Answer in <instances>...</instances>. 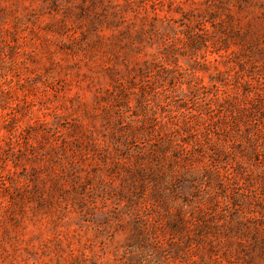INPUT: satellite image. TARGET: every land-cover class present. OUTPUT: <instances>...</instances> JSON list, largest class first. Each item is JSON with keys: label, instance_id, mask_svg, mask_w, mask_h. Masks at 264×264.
<instances>
[{"label": "rangeland", "instance_id": "1", "mask_svg": "<svg viewBox=\"0 0 264 264\" xmlns=\"http://www.w3.org/2000/svg\"><path fill=\"white\" fill-rule=\"evenodd\" d=\"M0 264H264V0H0Z\"/></svg>", "mask_w": 264, "mask_h": 264}]
</instances>
